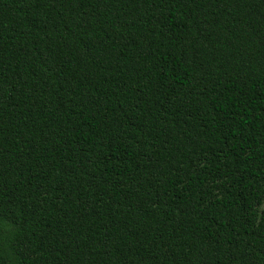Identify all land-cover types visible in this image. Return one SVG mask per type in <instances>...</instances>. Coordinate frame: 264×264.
<instances>
[{
    "label": "trees",
    "instance_id": "obj_1",
    "mask_svg": "<svg viewBox=\"0 0 264 264\" xmlns=\"http://www.w3.org/2000/svg\"><path fill=\"white\" fill-rule=\"evenodd\" d=\"M0 264H264V0H0Z\"/></svg>",
    "mask_w": 264,
    "mask_h": 264
}]
</instances>
